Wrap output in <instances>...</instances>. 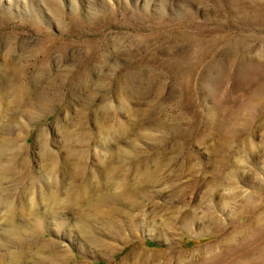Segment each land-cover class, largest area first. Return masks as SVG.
<instances>
[{
    "label": "rangeland",
    "instance_id": "obj_1",
    "mask_svg": "<svg viewBox=\"0 0 264 264\" xmlns=\"http://www.w3.org/2000/svg\"><path fill=\"white\" fill-rule=\"evenodd\" d=\"M8 86L0 264H264V0H0Z\"/></svg>",
    "mask_w": 264,
    "mask_h": 264
},
{
    "label": "bare ground",
    "instance_id": "obj_2",
    "mask_svg": "<svg viewBox=\"0 0 264 264\" xmlns=\"http://www.w3.org/2000/svg\"><path fill=\"white\" fill-rule=\"evenodd\" d=\"M261 11L258 9V15H259V13H260ZM261 16V15H260ZM4 63V62H3ZM3 65V64H2ZM2 67V66H1ZM8 68H6V67H2V71H3V75L5 76H7L8 77ZM36 71V70H35ZM11 73H14L15 75H17V76H20L21 74H22V68L20 67V66H18V67H12L11 68ZM5 76V77H6ZM14 87L13 86H11V87H5V88H3V89H1V87H0V112H2V110H4V109H2V108H9V109H11L12 107H15V106H18L19 104H20V102H21V99L20 98H18V97H16L15 95H14V89H13ZM13 93V94H12ZM12 96H11V95ZM11 96V97H10ZM10 97V98H9ZM36 103V102H35ZM34 104V103H33Z\"/></svg>",
    "mask_w": 264,
    "mask_h": 264
}]
</instances>
